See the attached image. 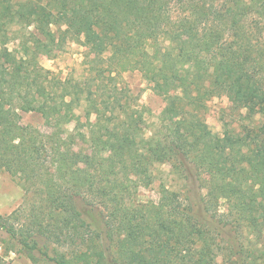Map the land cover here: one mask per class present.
Instances as JSON below:
<instances>
[{
	"label": "trees",
	"instance_id": "obj_1",
	"mask_svg": "<svg viewBox=\"0 0 264 264\" xmlns=\"http://www.w3.org/2000/svg\"><path fill=\"white\" fill-rule=\"evenodd\" d=\"M32 24L82 37L97 59L87 78H48L34 47L4 48L8 27ZM0 38V170L28 196L0 215L9 245L33 264H264V0H0ZM127 71L167 102L149 137L118 100ZM220 96L240 123L225 141L205 121ZM19 112L53 128L23 126ZM73 121L90 155L65 146ZM164 164L174 185L138 201Z\"/></svg>",
	"mask_w": 264,
	"mask_h": 264
},
{
	"label": "rangeland",
	"instance_id": "obj_2",
	"mask_svg": "<svg viewBox=\"0 0 264 264\" xmlns=\"http://www.w3.org/2000/svg\"><path fill=\"white\" fill-rule=\"evenodd\" d=\"M14 1L24 2L25 0ZM64 30L63 26L58 27V25L53 24L41 33L38 32L34 24L30 26L11 25L6 31L7 45L4 48L15 53L22 49V44L25 43L27 47H34L36 54L34 61L38 64L39 68L49 72L48 78L69 81L87 78L89 74L88 68L96 64L97 59L89 51L88 47L84 45L82 37L67 36L63 42L62 36ZM51 38H54V42L52 43L50 42ZM34 40H38L39 42L35 43ZM147 51L150 53L151 48H147ZM15 54L20 56L19 53ZM28 58L31 59L30 56ZM117 84L122 93L129 94L130 97L126 98L123 95L122 98L121 96L118 97V100H129L134 107L133 110L137 109L142 113L143 122L141 128L145 137L151 136L152 132L156 131V128L159 129L163 123L169 122L170 116L161 114L167 102L153 92L151 84L138 71L122 73L117 78ZM207 105L208 109L205 113V121L212 133L224 137L225 141L227 135L224 134V126L227 125L235 131L239 130L240 123H237L239 118L226 111L229 107L226 97L212 98ZM82 109L83 106L74 111H76V116L80 117V122L84 123L85 119L83 118ZM19 116L21 125L31 127L42 134L50 132L53 128V125H48L38 113L19 112ZM242 123L244 124V122ZM75 126L76 121H73L62 127L61 135L64 138L65 146L71 147L74 150H82L84 155H90L86 143L88 136L87 129L85 127L76 129ZM77 168L78 170H82L85 167L83 163H80L76 166ZM169 171L170 166L168 164L156 166L154 170V176L156 177L154 184L148 188H139L137 200L146 203H157L160 182L166 181V184L171 183L174 185ZM201 173L204 180L209 178V173L205 170H202ZM25 190L18 177H13L11 174L0 170L1 216L7 217L14 211H20L24 203L26 205L28 196ZM9 244L11 243L8 242L6 234L0 231V264H33L17 246L13 247Z\"/></svg>",
	"mask_w": 264,
	"mask_h": 264
}]
</instances>
